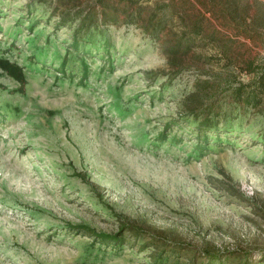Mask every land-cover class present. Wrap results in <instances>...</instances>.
Listing matches in <instances>:
<instances>
[{
	"label": "rangeland",
	"instance_id": "obj_1",
	"mask_svg": "<svg viewBox=\"0 0 264 264\" xmlns=\"http://www.w3.org/2000/svg\"><path fill=\"white\" fill-rule=\"evenodd\" d=\"M131 7L0 0V264H264V0Z\"/></svg>",
	"mask_w": 264,
	"mask_h": 264
},
{
	"label": "trees",
	"instance_id": "obj_2",
	"mask_svg": "<svg viewBox=\"0 0 264 264\" xmlns=\"http://www.w3.org/2000/svg\"><path fill=\"white\" fill-rule=\"evenodd\" d=\"M98 1L100 4V7H101L100 17L103 19L104 22L110 21L112 23H117V21L119 20L120 14L118 12L126 13L127 10L132 8L131 6L140 2V0H120V1H117L120 3H124V6L121 7L120 5H118V6L109 5L106 0H98ZM128 17H129V18H127L128 21L130 20L132 22L137 23L135 21L137 19L136 18L137 16H135V18H130L131 16L129 15ZM85 19L86 18L83 19L82 24H84ZM91 21L92 20H90L89 22H91ZM82 28H80V27L77 28L76 31L74 32V35L72 38L71 46L76 51H79V46L82 45L80 43V41H82L81 34H80V31L83 30ZM144 28L147 30L148 25L146 24L144 26ZM198 30H199V24L198 23H194L193 25H191L189 28V32H185V35L187 36V40L184 42L182 38L179 39L177 45H175L173 47V50L174 51H181L180 46L184 45V43L186 45V48H188V46L192 44V41H193L192 38H193V36H195V34L198 32ZM85 45H86V47L87 46L89 47L90 45H93V44H91L89 42H85ZM82 46H84V45H82ZM88 50H89V48H87V51ZM250 83L251 84L255 83V85L257 84L255 86V89H257L259 92L263 89V82H262V79H260V78H257L256 81L252 80V82H250ZM240 95H243V98H241ZM234 99H236V100L240 99L242 101V104L244 103V104H249L250 106H255L258 99H259V95H258V92H256V91H245V90H243V87H241V85H240L235 89ZM195 121L196 122H193L194 123V131L196 132V135L199 138L201 136V137H203V140H204V136L206 135L205 131H206V129H209L208 126L210 125L209 124L210 119L208 118L207 113L203 114L202 118H200V119H197L196 115H195ZM212 125L213 124H211V126ZM100 237L102 239L106 238V236H100ZM114 238H116V237H114ZM161 257H162L161 255L158 256V260L156 261L157 264H163L164 263L163 261H161V259H162ZM206 257L208 258V260H211V264H222V263H219V260H217L218 258L216 256H213L211 254H207ZM207 258H206V262L208 261ZM166 259H168V258H166ZM213 259H216V260L214 261Z\"/></svg>",
	"mask_w": 264,
	"mask_h": 264
}]
</instances>
